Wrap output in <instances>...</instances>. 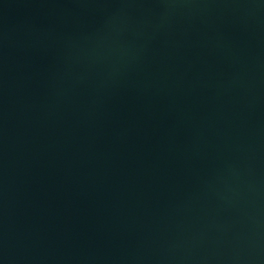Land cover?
I'll use <instances>...</instances> for the list:
<instances>
[{"label":"water","instance_id":"obj_1","mask_svg":"<svg viewBox=\"0 0 264 264\" xmlns=\"http://www.w3.org/2000/svg\"><path fill=\"white\" fill-rule=\"evenodd\" d=\"M0 264H264V0H0Z\"/></svg>","mask_w":264,"mask_h":264}]
</instances>
